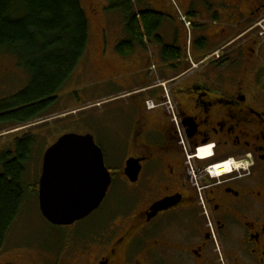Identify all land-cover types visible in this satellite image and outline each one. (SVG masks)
I'll list each match as a JSON object with an SVG mask.
<instances>
[{
  "label": "flooded vegetation",
  "instance_id": "af4514ba",
  "mask_svg": "<svg viewBox=\"0 0 264 264\" xmlns=\"http://www.w3.org/2000/svg\"><path fill=\"white\" fill-rule=\"evenodd\" d=\"M151 1L164 55L182 29L171 0ZM177 3L205 42L203 68L159 71L153 109L142 93L116 97L121 160L100 206L60 230H10L0 264H264V0Z\"/></svg>",
  "mask_w": 264,
  "mask_h": 264
},
{
  "label": "trees",
  "instance_id": "16d2710c",
  "mask_svg": "<svg viewBox=\"0 0 264 264\" xmlns=\"http://www.w3.org/2000/svg\"><path fill=\"white\" fill-rule=\"evenodd\" d=\"M82 2L0 0V54L15 57L17 66L29 76L23 88L0 96V131L30 125L55 113L48 108L69 86L88 51L89 15ZM107 2L109 9L122 14L126 26L128 37L116 47L120 54L132 53L136 44L145 46L144 38L163 43V14L156 8L149 3L141 8L142 0ZM201 44L206 49L205 42ZM164 50L173 60L181 56L176 45ZM80 70L76 77L86 76L87 69L84 73ZM37 135L23 134L0 146V246L28 198L37 197L38 178L26 181L35 160Z\"/></svg>",
  "mask_w": 264,
  "mask_h": 264
},
{
  "label": "rangeland",
  "instance_id": "374dc122",
  "mask_svg": "<svg viewBox=\"0 0 264 264\" xmlns=\"http://www.w3.org/2000/svg\"><path fill=\"white\" fill-rule=\"evenodd\" d=\"M82 3H84L87 8L86 11L91 17V20L89 17L90 42L86 54L87 58L83 64H80L81 66L79 65V69L73 77L75 79L70 78V83H67L69 86L66 85L67 87L59 92L57 102L48 108L49 110H53V113H55L49 118H45L30 125L21 127L18 126L13 129L6 128L5 130L0 131V146L11 142L16 137L23 136V134L31 132L36 134L38 133L35 148V160L32 161L26 178L28 183H32L38 178V174L42 167V158L47 150V147L65 133L93 135L95 140H98L109 154L107 158L105 156L104 149L98 143L104 153L107 168L109 169L111 166L120 164L119 158L115 156V150L118 148V143H116L117 140L116 142L114 141L113 136H115L116 132H114L113 126L115 127L119 123L116 119H120L119 113L121 111V103H119L116 99L109 100L107 102L99 101L98 99H102L105 95L121 90L122 85L119 81H113L111 78H105L103 76L99 77L101 73L96 72L95 68L98 64V58L102 52L101 50L103 49V46L104 48L107 47L110 49L114 41L121 38L120 34L124 33V30H121V20L117 10L110 9L106 11L107 13H102L101 18L98 22H96L94 21V18L100 13V6L95 3V0H83ZM107 14L110 18L111 26H116V29L118 30L116 32L113 31L114 34H112V36H109L107 28L104 31L101 26L102 24H107ZM203 22V24H207L205 20ZM262 27L260 35L264 38V25ZM164 40V42H166L165 38ZM179 44L180 47L183 46L182 42ZM149 50L155 52L152 48ZM158 52L160 54L163 53L160 48L158 49ZM164 56L169 58L165 52ZM84 65H86L87 69L85 74L86 76L76 77L81 71L80 68ZM117 66L122 72L125 70V67L122 64H118ZM125 66L127 69V65ZM193 68L198 69L199 65L195 63ZM200 68L202 69L203 67ZM152 70L156 71V67L154 68L153 66ZM165 70L167 71L169 68L165 66ZM27 76L28 74L26 71L17 66L15 57L0 54V96H4L23 88L26 85L27 78L29 77ZM164 83L165 85L167 84L166 81H164ZM164 87L166 88L167 85ZM97 102H99V104ZM168 105L171 107L170 102H168ZM148 108L153 109L150 107ZM225 165L229 166L226 167L225 172L231 171V169L235 166L229 163L224 164V166ZM219 166L222 165L220 164ZM210 173L215 176L220 175L213 170H211ZM118 188H120V186H118ZM35 199H37L35 196H30L28 198L25 206L23 207L22 213L19 215L11 230L29 228L32 231L48 232L63 229L64 227L54 226L47 222V220L40 213L39 204L34 202ZM117 200L118 197L116 198V202Z\"/></svg>",
  "mask_w": 264,
  "mask_h": 264
},
{
  "label": "water",
  "instance_id": "95a60500",
  "mask_svg": "<svg viewBox=\"0 0 264 264\" xmlns=\"http://www.w3.org/2000/svg\"><path fill=\"white\" fill-rule=\"evenodd\" d=\"M110 184L111 174L94 136L65 133L43 157L40 211L55 226L72 225L100 206Z\"/></svg>",
  "mask_w": 264,
  "mask_h": 264
},
{
  "label": "crops",
  "instance_id": "0c3cea01",
  "mask_svg": "<svg viewBox=\"0 0 264 264\" xmlns=\"http://www.w3.org/2000/svg\"><path fill=\"white\" fill-rule=\"evenodd\" d=\"M150 2L152 1L142 0L140 7L141 8L147 7V4ZM95 3L98 6H100V10H99L100 13L97 17L94 18V21L98 22L102 16V13L104 12L107 13L106 11L110 9H109L107 0H95ZM118 13L120 15V20H121V30H124V33L120 34L121 38L116 39L114 41L115 44L113 43L114 46L112 45L110 49H108L107 47L104 48L103 46V49L101 50L102 52L100 53V56L98 58V64L95 68V71L98 73H101L99 77L103 76L105 78L107 77L111 78L113 81H116V82L119 81L120 84L122 85V88L121 90L105 95L102 99L99 98L98 99L99 101L106 102L111 99H115L116 97H119L121 95H124V94L127 95L135 91L136 93H142L145 95V97L143 96L140 99L141 102L145 104V100L147 98L158 99V96L161 93L160 87L158 85L166 81L167 78L162 75H160V78H159L156 74L159 73V71L165 70V66L169 68V70L167 71L165 70V71L168 73L170 72L172 73V72L184 71V69L186 68L185 64L188 62H190L192 65L194 63H197L199 65V68L203 67V65L205 64V60H206L205 47L200 43H197V42L194 43V39L197 33L195 34L193 32V27H192V30L190 29L191 31V35H190L188 29L185 27V25L182 22H180V20L178 21L181 23V24L179 23V26L182 29V35H183L182 39L178 40V42L177 41L174 42V38L172 34L171 35L167 34V38H166V41L168 43L171 42L173 46L176 45L181 50V56L177 60L166 59L164 55L158 52V49L161 47V43L157 44V42H155L154 40L148 41L147 38H144L145 46L136 44L132 53L128 55H122L118 52H114V51H117L116 49L117 44L121 40H123V37L124 36L126 38L128 37L122 14H120V12ZM106 18H107V24L105 25L102 24L101 26L103 27L104 31L107 28V30L109 31V36H112V34H114L113 31L116 32L118 30L116 29V26H113V27L111 26L110 18L108 14ZM90 20H91V17H90ZM171 30H172V33H175L176 27L173 25ZM163 34L164 33H161L162 38H163ZM180 42H182L183 44V46L181 47L179 46ZM151 48L155 52L149 50ZM86 58H87V55L85 56L81 64H83ZM118 64H122L125 67V70L123 72L117 66ZM124 64L127 65V69ZM170 65H172L171 68H170ZM153 66L156 67V71L152 70ZM81 68H82V72L84 73L86 70V65L82 66ZM150 73L152 75H150ZM149 75L152 78L151 81L152 80L156 81V83H153L154 85L149 84L148 82L150 80ZM148 91H150L149 93H151L150 96L146 95ZM118 158L119 160H121L120 157Z\"/></svg>",
  "mask_w": 264,
  "mask_h": 264
},
{
  "label": "built area",
  "instance_id": "2783aa9c",
  "mask_svg": "<svg viewBox=\"0 0 264 264\" xmlns=\"http://www.w3.org/2000/svg\"><path fill=\"white\" fill-rule=\"evenodd\" d=\"M147 105H148V107H150V108H153V107L156 106L155 103H154V101H148V102H147Z\"/></svg>",
  "mask_w": 264,
  "mask_h": 264
},
{
  "label": "bare ground",
  "instance_id": "6f19581e",
  "mask_svg": "<svg viewBox=\"0 0 264 264\" xmlns=\"http://www.w3.org/2000/svg\"><path fill=\"white\" fill-rule=\"evenodd\" d=\"M42 159H43V158H42ZM226 167H229V166H228V165H225V166L222 165V166H219L218 169H225V170H226ZM221 173H222V171H221ZM218 174H219V173H218Z\"/></svg>",
  "mask_w": 264,
  "mask_h": 264
}]
</instances>
